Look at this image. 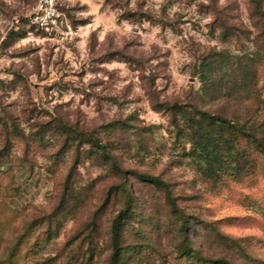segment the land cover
Returning a JSON list of instances; mask_svg holds the SVG:
<instances>
[{
    "label": "rangeland",
    "instance_id": "1",
    "mask_svg": "<svg viewBox=\"0 0 264 264\" xmlns=\"http://www.w3.org/2000/svg\"><path fill=\"white\" fill-rule=\"evenodd\" d=\"M38 2L0 0V264H111L127 207L120 264H201L186 245L264 264V153L241 137L210 177L169 109L263 124L264 139L253 0H56L50 30L32 22Z\"/></svg>",
    "mask_w": 264,
    "mask_h": 264
},
{
    "label": "trees",
    "instance_id": "2",
    "mask_svg": "<svg viewBox=\"0 0 264 264\" xmlns=\"http://www.w3.org/2000/svg\"><path fill=\"white\" fill-rule=\"evenodd\" d=\"M253 2L255 3L256 7L260 10L259 1L253 0ZM259 15L264 25V12L260 10ZM159 23L165 25L166 22L164 20H160ZM221 34L224 37L227 36V32L224 30H222ZM220 61L221 60H214L208 62L206 70L201 73V82L203 84L204 89L210 90L211 87H215L213 80V78L215 77L214 74L216 72L215 65H217V63ZM240 69H242V67L239 66L237 68H233L232 70L230 69L229 71L230 73L238 75ZM244 72L246 71L244 70ZM223 80L224 77H221V81ZM217 86H220V89H222L221 85ZM169 109L173 113L175 112L177 114V116L180 118L179 121H182V125H179L178 122L176 123L177 128H179V130L189 131V139L192 145V154L198 159V163L200 166L204 165L202 168L203 170H205V174L210 177H218L219 173L226 170L225 155L233 153V142L237 141L241 137L247 138V140L252 143L256 149L264 153V139L259 137L257 134V130H260L263 124L256 126L255 124L249 125L248 123H240L239 121H235L233 119H227L224 117L213 115L208 111L201 110L195 106H193L192 108H187L183 105L173 104L170 106ZM60 126L64 130H74V127L71 124L65 123L64 121H61ZM102 153H104V155H109L110 152H108L107 149L103 147ZM236 155L238 157L239 153L237 152ZM231 157L234 158V156ZM237 159L238 160H236V162H241L239 158ZM243 167L244 166H241L240 164L237 168V173L242 170ZM141 177H145L152 183H155L156 185L162 187V189L166 192L172 207L175 208V211H177L174 200L170 196L168 184L166 182H164L158 176L144 174L141 175ZM123 191H125L127 197L130 196L129 192L125 188H123ZM127 217L128 207L123 209L113 221L112 232L114 252L111 258V264H120V259L123 255V249L119 245L120 231L121 226L123 225V220ZM193 251L194 250L190 246L186 245L182 256L187 257L188 255H193L197 257L198 261L201 264H233L225 258L212 259L205 256H200Z\"/></svg>",
    "mask_w": 264,
    "mask_h": 264
},
{
    "label": "built area",
    "instance_id": "3",
    "mask_svg": "<svg viewBox=\"0 0 264 264\" xmlns=\"http://www.w3.org/2000/svg\"><path fill=\"white\" fill-rule=\"evenodd\" d=\"M56 4V0H39L32 22L45 30L56 26L58 22Z\"/></svg>",
    "mask_w": 264,
    "mask_h": 264
}]
</instances>
